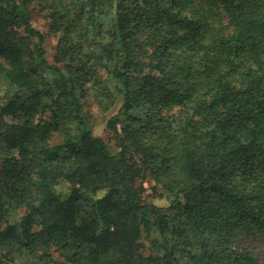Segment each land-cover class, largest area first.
I'll list each match as a JSON object with an SVG mask.
<instances>
[{
    "label": "trees",
    "instance_id": "trees-1",
    "mask_svg": "<svg viewBox=\"0 0 264 264\" xmlns=\"http://www.w3.org/2000/svg\"><path fill=\"white\" fill-rule=\"evenodd\" d=\"M0 72V264H261L264 0H0Z\"/></svg>",
    "mask_w": 264,
    "mask_h": 264
},
{
    "label": "rangeland",
    "instance_id": "rangeland-1",
    "mask_svg": "<svg viewBox=\"0 0 264 264\" xmlns=\"http://www.w3.org/2000/svg\"><path fill=\"white\" fill-rule=\"evenodd\" d=\"M33 24L40 32H46V21L44 20L43 13H35ZM47 62L53 63L56 38L49 37L45 44ZM17 94V89L11 86L4 75L0 72V98L1 100L11 99ZM120 107L119 98L116 97L113 102L99 103L95 100H88L84 102L83 115L88 121L93 136L103 140L112 152H117L118 148L115 145L114 137L110 130L107 128L109 119L114 118L118 113ZM135 190L140 203L147 205H154L163 207L165 202L163 200V190L161 186L154 182L149 176H142L135 183ZM256 256L259 257L261 264H264V243H254Z\"/></svg>",
    "mask_w": 264,
    "mask_h": 264
}]
</instances>
